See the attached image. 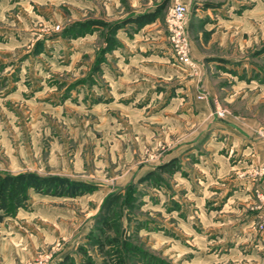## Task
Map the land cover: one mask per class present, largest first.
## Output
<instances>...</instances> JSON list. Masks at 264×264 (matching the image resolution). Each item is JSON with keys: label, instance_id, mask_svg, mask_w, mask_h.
<instances>
[{"label": "rangeland", "instance_id": "obj_1", "mask_svg": "<svg viewBox=\"0 0 264 264\" xmlns=\"http://www.w3.org/2000/svg\"><path fill=\"white\" fill-rule=\"evenodd\" d=\"M177 1L196 69L170 42ZM251 81L264 0H0V264H264V165L221 132L264 141Z\"/></svg>", "mask_w": 264, "mask_h": 264}, {"label": "crops", "instance_id": "obj_2", "mask_svg": "<svg viewBox=\"0 0 264 264\" xmlns=\"http://www.w3.org/2000/svg\"><path fill=\"white\" fill-rule=\"evenodd\" d=\"M207 10H210V9L208 8ZM191 55H192L193 59L196 58L195 49H194V46L192 45V42H191ZM167 60L168 59L164 60L166 65L162 66V68L168 70L169 72L171 71L172 77L174 76V74L177 77H179L178 74L182 70L180 71L178 69H181V68H179L173 64L171 66V63H169ZM200 64H201V62H200ZM204 66L205 65L203 63L200 66H198L197 75L195 76L196 78H193L194 80H192L186 84V85H190V84L193 85L192 87H193L194 96H196L198 89L195 88L193 83H195L196 80L198 81V83H200L201 78L203 76L202 73L204 71ZM179 78H177V80ZM128 80H129V77H128ZM241 83H243V82L239 81V84H241ZM114 84L119 85L120 82L119 81L113 82V85ZM179 84H181V86H183L182 89H184L185 84L182 80H180ZM246 84L250 85L249 88H252V87H254V85L255 86L257 85V87H259L260 90L264 93V85L263 84L258 85V83H256V81H251L250 83H246ZM257 87L252 88V89H258ZM211 94H213L211 96V100H213V99L216 100L215 90ZM227 98H230V97H227ZM233 98H234V96L231 97V99H233ZM254 124L255 123H253L252 125L255 126ZM257 130H258V127L255 128L253 131L249 130L248 128L243 127L242 125H241V127H238L237 125L233 124L230 119H229V122L225 123L223 128H222L221 132L223 134H226V136H228V140L231 143V145H230L231 148L232 149L237 148V150L241 152V158L239 160L240 162L238 163L240 166L245 165L247 167H250L252 165H257V164L264 165V141L263 140H257L254 138V136H252V134H254Z\"/></svg>", "mask_w": 264, "mask_h": 264}, {"label": "built area", "instance_id": "obj_3", "mask_svg": "<svg viewBox=\"0 0 264 264\" xmlns=\"http://www.w3.org/2000/svg\"><path fill=\"white\" fill-rule=\"evenodd\" d=\"M170 42L178 60L190 68L196 69L191 55L189 37V8L182 2L172 4L167 18ZM264 172V168L262 169Z\"/></svg>", "mask_w": 264, "mask_h": 264}, {"label": "trees", "instance_id": "obj_4", "mask_svg": "<svg viewBox=\"0 0 264 264\" xmlns=\"http://www.w3.org/2000/svg\"><path fill=\"white\" fill-rule=\"evenodd\" d=\"M157 16L155 15H141L139 17H136L134 19H130V21L128 23H137L138 25L142 26L150 21H153ZM122 27H119L118 29H121ZM17 178V177H16ZM8 179H10L8 176H0V210H2V206H1V202L3 200V196H4V190L6 188V184L8 183ZM39 192L42 190H38Z\"/></svg>", "mask_w": 264, "mask_h": 264}]
</instances>
